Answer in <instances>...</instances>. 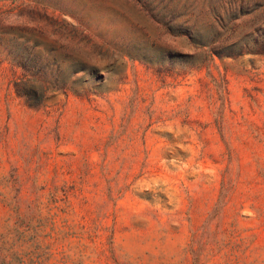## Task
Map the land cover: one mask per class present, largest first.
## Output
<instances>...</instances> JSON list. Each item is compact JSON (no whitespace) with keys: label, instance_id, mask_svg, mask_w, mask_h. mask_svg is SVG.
Here are the masks:
<instances>
[{"label":"rangeland","instance_id":"1","mask_svg":"<svg viewBox=\"0 0 264 264\" xmlns=\"http://www.w3.org/2000/svg\"><path fill=\"white\" fill-rule=\"evenodd\" d=\"M263 33L264 0H0V225L52 191L84 263L264 264Z\"/></svg>","mask_w":264,"mask_h":264},{"label":"trees","instance_id":"2","mask_svg":"<svg viewBox=\"0 0 264 264\" xmlns=\"http://www.w3.org/2000/svg\"><path fill=\"white\" fill-rule=\"evenodd\" d=\"M261 36L262 51L257 52H264V33ZM57 201L51 191L44 200L37 201V211L32 215L19 220L5 218L0 225V264H90L81 258L85 244L79 242L80 235L71 229L72 220L66 213L62 215L69 204L62 206ZM14 210L19 217L17 207ZM75 236L78 242L73 257L69 251L70 238Z\"/></svg>","mask_w":264,"mask_h":264}]
</instances>
